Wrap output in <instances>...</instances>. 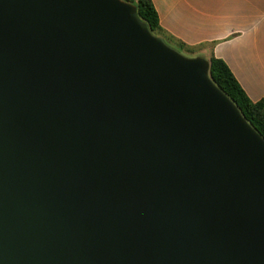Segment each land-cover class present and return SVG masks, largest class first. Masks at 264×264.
Instances as JSON below:
<instances>
[{
	"label": "water",
	"instance_id": "95a60500",
	"mask_svg": "<svg viewBox=\"0 0 264 264\" xmlns=\"http://www.w3.org/2000/svg\"><path fill=\"white\" fill-rule=\"evenodd\" d=\"M0 264H264V139L123 0H0Z\"/></svg>",
	"mask_w": 264,
	"mask_h": 264
},
{
	"label": "crops",
	"instance_id": "0c3cea01",
	"mask_svg": "<svg viewBox=\"0 0 264 264\" xmlns=\"http://www.w3.org/2000/svg\"><path fill=\"white\" fill-rule=\"evenodd\" d=\"M151 1L169 38L222 59L251 101L264 97V0Z\"/></svg>",
	"mask_w": 264,
	"mask_h": 264
},
{
	"label": "trees",
	"instance_id": "16d2710c",
	"mask_svg": "<svg viewBox=\"0 0 264 264\" xmlns=\"http://www.w3.org/2000/svg\"><path fill=\"white\" fill-rule=\"evenodd\" d=\"M136 6L138 17L146 22L151 32L155 35L162 36L166 42H169L174 48L180 51H185L190 55L193 50L184 47L169 38L159 25V20L155 8L151 0H123ZM209 61V76L214 84L237 106L249 124L263 137L264 139V97L260 100L251 101L227 64L220 58L210 57Z\"/></svg>",
	"mask_w": 264,
	"mask_h": 264
},
{
	"label": "rangeland",
	"instance_id": "374dc122",
	"mask_svg": "<svg viewBox=\"0 0 264 264\" xmlns=\"http://www.w3.org/2000/svg\"><path fill=\"white\" fill-rule=\"evenodd\" d=\"M166 42V41H165ZM168 45H170L171 47H175V46H173L172 44H170L169 42H166ZM178 51H180V50H178ZM181 53H183L184 55H186V56H189V57H192L189 53H187V52H185V51H180Z\"/></svg>",
	"mask_w": 264,
	"mask_h": 264
}]
</instances>
